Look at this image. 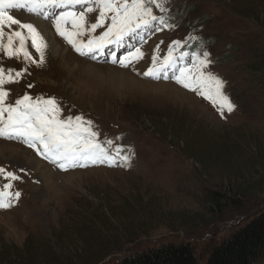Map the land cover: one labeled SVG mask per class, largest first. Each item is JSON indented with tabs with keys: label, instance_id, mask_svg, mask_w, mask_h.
I'll return each instance as SVG.
<instances>
[{
	"label": "rangeland",
	"instance_id": "rangeland-1",
	"mask_svg": "<svg viewBox=\"0 0 264 264\" xmlns=\"http://www.w3.org/2000/svg\"><path fill=\"white\" fill-rule=\"evenodd\" d=\"M161 2L166 12L151 5L153 15H163L166 23L174 26L161 25L159 31L153 28L143 34L144 42L139 37L127 38V44H134L144 53L143 59L127 68L110 62L111 52L124 55L126 48L110 45L103 54L96 53L95 59L82 56L56 33L51 21L46 22L55 38L77 57L80 69L62 72L54 66L52 70V58L45 48L44 65L37 67L29 62L27 71L16 77V72L25 68L22 57L7 58L0 50V68L5 77L9 69L13 70V82L0 86L8 93L5 104L14 105L25 94L33 100L54 99L60 119L80 116L86 127L91 121L95 139L115 160L114 169L98 163L64 171L27 145L0 138L14 142L47 165L39 176L12 157L0 156V167L20 177L12 181L9 191L21 193L12 207L0 209V259L5 264H11V256L30 245L42 254L67 245L64 250L68 254L70 248L82 245L81 221L88 220L103 229L126 226L130 235L135 226L145 223L140 228L153 231V243L186 233H210L220 224L231 229L222 231L220 238L242 227L264 208V0ZM74 10L83 8L76 5ZM98 16V9L87 13L88 24ZM108 23L110 20L105 21V27ZM65 27L71 30V25ZM105 27L91 35L99 36ZM88 38L87 31L78 37L85 44ZM173 41L181 42L174 48L173 58L179 62L182 53H188L183 66H191L192 53L200 59H204L205 52L209 54L211 63L203 71L223 81L221 91L234 105L231 112L219 104L214 106L210 98L174 79L143 76L154 52L158 62L162 61ZM27 44L38 62L39 53L30 41ZM188 46L189 52L182 51ZM106 65L128 72L136 80L109 75ZM161 82L172 83L188 94L174 96ZM7 182L0 174V189ZM212 186L225 190L233 187L250 194L244 205L227 203L222 212L210 213L205 195ZM251 193L255 197L249 196ZM140 246L104 258H97L96 247L87 252L84 258L88 259L61 264H113L118 260L116 256L125 257ZM253 264H264V257Z\"/></svg>",
	"mask_w": 264,
	"mask_h": 264
},
{
	"label": "snow or ice",
	"instance_id": "snow-or-ice-1",
	"mask_svg": "<svg viewBox=\"0 0 264 264\" xmlns=\"http://www.w3.org/2000/svg\"><path fill=\"white\" fill-rule=\"evenodd\" d=\"M76 5H80L83 10L76 12ZM85 5L87 7H84ZM151 5H155L161 13L166 12L161 0H131L130 3L128 0H0V50L8 57H22L25 68L16 72V77L27 71L26 65L29 62L37 67L44 65V50L48 45L38 30L39 21L43 19L51 21L56 33L82 56L95 59L96 53L103 54L104 49L110 45L126 48L124 55L111 52L110 62L127 68L133 61L144 58V53L139 47L127 44V38L139 37L140 41L144 42L143 34L151 32L153 28L159 31L161 25L174 26L167 24L163 15H153ZM57 9L60 11L57 12ZM97 9L99 16L95 18L94 23L88 24L86 14ZM17 12H21V15L27 13L34 19L29 21L18 18ZM106 20H110V23L105 27ZM13 25L16 26L15 29ZM66 25H71V30L65 27ZM101 27H105V30L99 36L93 37L91 34ZM5 28L9 31L6 32ZM85 31L89 36L86 44L78 39ZM28 41L39 53L38 62L29 51ZM180 43L173 41L169 45L168 55L162 61L158 62V56L154 52L152 64L143 72V76L157 80L174 79L183 87L196 91L198 95L210 98L214 106L219 104L221 109L227 107L231 112L234 105L221 91L223 81L203 71L211 63L207 59L209 54L205 52L204 59H200L192 53L191 66H183L184 57L188 53H182L179 62L172 56L174 48ZM12 71L9 69V75L5 77L3 68H0V86L13 82ZM205 88L207 91H204ZM7 95L8 93L0 87V138L27 145L37 155L64 171L73 167H87L89 164L107 163L112 166L115 163L113 157L95 139L97 134L91 131V121L87 122L86 127L80 116L60 119V108L54 99L44 100L37 97L33 100L25 94L12 105L4 103ZM0 174L8 180L0 189V209H7L12 207L21 195L19 191H9L13 186L12 181L20 177L2 167Z\"/></svg>",
	"mask_w": 264,
	"mask_h": 264
},
{
	"label": "trees",
	"instance_id": "trees-1",
	"mask_svg": "<svg viewBox=\"0 0 264 264\" xmlns=\"http://www.w3.org/2000/svg\"><path fill=\"white\" fill-rule=\"evenodd\" d=\"M199 1V0H198ZM203 20V18H201ZM167 21H171L167 17ZM185 45V44H184ZM193 47L198 45L193 44ZM191 50L188 46L187 49ZM114 169V167H111ZM120 170V169H119ZM226 189L220 186H212L206 190L205 200L209 206L210 213L216 210L222 212L227 203L232 205H244L248 199L247 191L238 189ZM253 194V195H252ZM251 193L249 196H254ZM255 197V196H254ZM233 207V206H232ZM80 234L82 245L71 249L66 254L67 245L52 247L51 251L41 253L30 246L22 248L19 254L11 256V264H61L65 262H79V259L87 256L89 250L98 248L97 258L106 257L110 253L126 250L128 247L141 245L140 249H134L127 256H116L117 262L113 264H253L264 257V208L242 227L230 232L228 235L218 238L222 231L229 229L220 224L217 228L213 226L210 233L192 232L186 233L180 238H164L158 242H150L153 231H143L141 223L135 226L133 234L126 226H117L114 229L96 228L86 221H81ZM147 224V223H146ZM139 228V229H137ZM222 228V229H221ZM221 229V230H220ZM172 231H174L172 229ZM135 232V233H134ZM33 247V246H32ZM51 253V255H50ZM0 264L5 262L0 259Z\"/></svg>",
	"mask_w": 264,
	"mask_h": 264
},
{
	"label": "bare ground",
	"instance_id": "bare-ground-1",
	"mask_svg": "<svg viewBox=\"0 0 264 264\" xmlns=\"http://www.w3.org/2000/svg\"><path fill=\"white\" fill-rule=\"evenodd\" d=\"M16 15L18 18H22L23 20H29L30 21V20L34 19V17H30L27 13H23V15H21V12H17ZM40 25H42L43 27H40ZM38 30L41 31V35L44 37V39L48 45L47 46V52H48V55L51 56L50 58H52V61H53V62L51 61V63L53 64L52 70L54 69V66L58 71H62V72H65L68 69H80L81 68L78 61H76V60H78L77 57L75 55H73L69 50H67L61 46V43L57 40L59 38H57V39L55 38V36H54L55 33L53 32L49 23H47L46 21L41 19L39 21V24H38ZM83 64L85 66H89V64L86 62H83ZM105 69L109 72V75L114 73L118 77L123 78L122 80H130V81L136 80V78L132 74L125 72V71H122V70L115 68L113 66L106 65ZM43 74H44V72H43ZM69 74H70L69 76H71L70 72H69ZM39 79L40 80L43 79L42 74H41V77ZM47 79H49V78L47 77ZM47 79H45V80H47ZM52 84H55V82L52 81ZM160 84L162 86L167 87V89H169L170 93L173 94L174 96L175 95L178 96L179 93H186L185 91L176 87L172 83L161 82ZM95 85H98V83H95ZM186 94H188V93H186ZM13 143H9V142H5V141L0 140V156H2V157L9 156L10 158L12 157V159H14L16 162L19 161L22 165L28 166L31 169H34L35 171H37L39 173V176H41L44 173V170L46 169L47 165L45 166V164L39 162L27 150L21 148L20 146H18L16 144H13Z\"/></svg>",
	"mask_w": 264,
	"mask_h": 264
}]
</instances>
